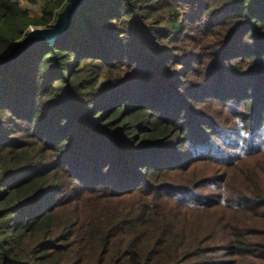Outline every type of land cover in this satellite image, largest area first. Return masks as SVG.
Returning a JSON list of instances; mask_svg holds the SVG:
<instances>
[{
	"label": "trees",
	"instance_id": "1",
	"mask_svg": "<svg viewBox=\"0 0 264 264\" xmlns=\"http://www.w3.org/2000/svg\"><path fill=\"white\" fill-rule=\"evenodd\" d=\"M68 2L0 0V55ZM220 11L222 58L173 52ZM254 128L264 0H90L63 39L0 68V264H264L260 178L224 234L203 217L228 202L191 200L199 169L264 140Z\"/></svg>",
	"mask_w": 264,
	"mask_h": 264
},
{
	"label": "rangeland",
	"instance_id": "2",
	"mask_svg": "<svg viewBox=\"0 0 264 264\" xmlns=\"http://www.w3.org/2000/svg\"><path fill=\"white\" fill-rule=\"evenodd\" d=\"M32 8L38 9L39 6L33 5ZM204 16L207 17V14L204 13ZM211 18L213 20L211 23L214 25L201 27L200 24L192 23L193 25H190L189 30L174 34L172 37L173 52L181 54L183 57L186 55L190 58L199 57L200 59L207 57L208 60L213 59L214 53H217L222 58L228 47L225 33L229 29L228 22L230 19L222 11L213 12ZM215 107L225 109L221 104H215ZM253 133L252 136L250 135V140L255 139V136L264 135V130L254 128ZM255 142L249 151L251 153L245 155L241 159L243 161L239 164H236L235 158L234 163L228 164V161L215 162L214 164H206L198 170L197 189L191 197L192 202L194 204L197 201L204 202L206 200L209 201L208 204L213 202L220 204L223 200L226 203L228 202L226 207L223 208L222 205H218L216 209H209L204 214L203 219L210 226V231L217 230L219 234L225 233V227L219 216L224 218L225 226L232 225L238 217L242 216L236 209L239 203L236 192L241 189L240 184L255 185L256 190L261 191L258 184H256V179L260 178L264 183V150H262L264 140L259 142L258 139H255ZM172 178L178 179L176 177ZM243 179H245V183H240ZM209 184H211V187H209ZM194 207L199 206L196 204ZM201 208L202 206H200ZM229 258L232 259L233 257Z\"/></svg>",
	"mask_w": 264,
	"mask_h": 264
},
{
	"label": "water",
	"instance_id": "3",
	"mask_svg": "<svg viewBox=\"0 0 264 264\" xmlns=\"http://www.w3.org/2000/svg\"><path fill=\"white\" fill-rule=\"evenodd\" d=\"M90 0H69L65 8L59 12L56 22L51 27H37L30 30L27 35L9 51L0 55V68L15 64L18 60L35 46L41 43L63 39L71 30L72 20Z\"/></svg>",
	"mask_w": 264,
	"mask_h": 264
}]
</instances>
